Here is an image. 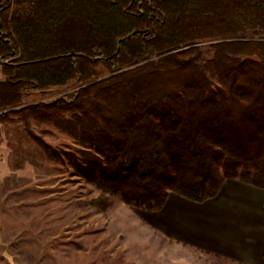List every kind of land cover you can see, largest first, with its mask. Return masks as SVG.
Instances as JSON below:
<instances>
[{
    "label": "trees",
    "instance_id": "1",
    "mask_svg": "<svg viewBox=\"0 0 264 264\" xmlns=\"http://www.w3.org/2000/svg\"><path fill=\"white\" fill-rule=\"evenodd\" d=\"M0 66V122L94 184L101 210L203 202L227 178L264 188V0H0Z\"/></svg>",
    "mask_w": 264,
    "mask_h": 264
},
{
    "label": "rangeland",
    "instance_id": "2",
    "mask_svg": "<svg viewBox=\"0 0 264 264\" xmlns=\"http://www.w3.org/2000/svg\"><path fill=\"white\" fill-rule=\"evenodd\" d=\"M213 41L201 42L204 57ZM61 93L32 90L25 104ZM31 128L53 147L74 145L54 125L31 120ZM98 194L72 167L49 160L22 122H0V264H238L169 239L119 195L106 210L91 205Z\"/></svg>",
    "mask_w": 264,
    "mask_h": 264
},
{
    "label": "crops",
    "instance_id": "3",
    "mask_svg": "<svg viewBox=\"0 0 264 264\" xmlns=\"http://www.w3.org/2000/svg\"><path fill=\"white\" fill-rule=\"evenodd\" d=\"M140 211L171 240L238 264H264V188L227 178L203 202L169 192L161 209Z\"/></svg>",
    "mask_w": 264,
    "mask_h": 264
}]
</instances>
